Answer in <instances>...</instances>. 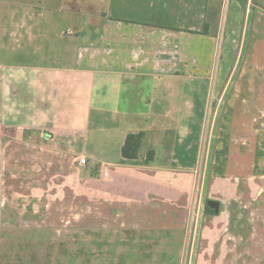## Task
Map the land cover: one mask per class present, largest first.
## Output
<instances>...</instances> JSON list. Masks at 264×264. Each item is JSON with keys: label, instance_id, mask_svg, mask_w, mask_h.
Returning a JSON list of instances; mask_svg holds the SVG:
<instances>
[{"label": "crops", "instance_id": "crops-1", "mask_svg": "<svg viewBox=\"0 0 264 264\" xmlns=\"http://www.w3.org/2000/svg\"><path fill=\"white\" fill-rule=\"evenodd\" d=\"M229 1L49 0L34 31L0 28V48L27 47L33 57L0 64V146L24 148L15 158L23 169L33 157L34 190L19 184V193L36 196L52 227L188 226L204 128L194 136L191 124L171 125L169 115L197 110L201 102L185 87L172 93L170 79L203 78L206 84L204 78H222L220 68L241 60L262 68L264 78V12L260 23L239 29L229 9L223 28V3ZM55 15L71 21L59 34L44 25ZM218 83L212 81L206 107ZM141 131L138 157L125 159L127 135ZM194 138L193 150L188 139ZM151 150L154 159L147 161ZM7 155L6 163L12 160ZM4 170L3 185L21 179Z\"/></svg>", "mask_w": 264, "mask_h": 264}, {"label": "rangeland", "instance_id": "rangeland-1", "mask_svg": "<svg viewBox=\"0 0 264 264\" xmlns=\"http://www.w3.org/2000/svg\"><path fill=\"white\" fill-rule=\"evenodd\" d=\"M47 1L0 0V28L34 31L41 22L39 10L49 11ZM237 1L223 3V28L229 9L234 12L235 28L251 27L255 20L260 23L264 0ZM57 18L51 25L44 18V25L59 34L71 21ZM228 33L231 38L232 32ZM25 49L12 50L11 44L0 48V64L30 63L33 57ZM240 62L220 68L222 78H204L206 84L203 78L170 79L172 93L185 87L186 92L197 94V104L201 102L197 110H172L171 125L191 124L194 136L202 123L204 128L186 228L93 232L64 222L52 227L45 221L50 212L41 210L36 196L19 193V184L34 190L30 150L35 149L27 147L32 161L23 169L15 159L23 147L0 146V264H264V78L262 68ZM213 80L219 81L218 93L206 107ZM195 140L188 139L193 150ZM4 155L12 160L8 162ZM5 167L8 173H20L21 179L11 178L3 185ZM208 200L220 202L218 213Z\"/></svg>", "mask_w": 264, "mask_h": 264}, {"label": "trees", "instance_id": "trees-1", "mask_svg": "<svg viewBox=\"0 0 264 264\" xmlns=\"http://www.w3.org/2000/svg\"><path fill=\"white\" fill-rule=\"evenodd\" d=\"M144 132L141 131L139 133H130L127 135L125 143L122 147V155L125 159H136L138 157L139 149L142 145V141L144 138ZM154 159V151L151 150L148 153L147 161H151ZM208 212L214 213L213 210L208 208Z\"/></svg>", "mask_w": 264, "mask_h": 264}, {"label": "water", "instance_id": "water-1", "mask_svg": "<svg viewBox=\"0 0 264 264\" xmlns=\"http://www.w3.org/2000/svg\"><path fill=\"white\" fill-rule=\"evenodd\" d=\"M208 206H210L216 213L220 210V202L216 200H208L207 202Z\"/></svg>", "mask_w": 264, "mask_h": 264}, {"label": "built area", "instance_id": "built-area-1", "mask_svg": "<svg viewBox=\"0 0 264 264\" xmlns=\"http://www.w3.org/2000/svg\"><path fill=\"white\" fill-rule=\"evenodd\" d=\"M68 33H72V31L68 30ZM79 162L80 164H86V158H81Z\"/></svg>", "mask_w": 264, "mask_h": 264}]
</instances>
